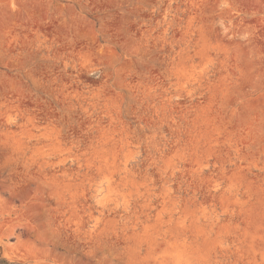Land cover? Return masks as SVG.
Segmentation results:
<instances>
[{"label":"rangeland","instance_id":"1","mask_svg":"<svg viewBox=\"0 0 264 264\" xmlns=\"http://www.w3.org/2000/svg\"><path fill=\"white\" fill-rule=\"evenodd\" d=\"M0 264H264V0H0Z\"/></svg>","mask_w":264,"mask_h":264}]
</instances>
